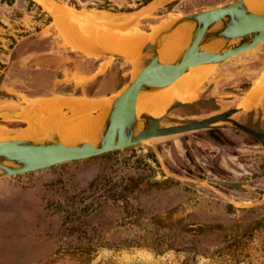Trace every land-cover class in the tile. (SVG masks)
<instances>
[{"label":"rangeland","instance_id":"obj_1","mask_svg":"<svg viewBox=\"0 0 264 264\" xmlns=\"http://www.w3.org/2000/svg\"><path fill=\"white\" fill-rule=\"evenodd\" d=\"M50 1L69 6V16L110 24L116 34H137L235 0H152L139 8L107 0L108 9L94 3L103 0H77L78 8L71 0ZM54 22L36 0H0V107L107 96L128 82L129 61L90 55ZM263 72L264 42L218 65L191 102L160 125L248 101L232 118L249 112V123L264 133V91L257 89ZM105 81L109 93L96 91ZM0 264H264V146L223 123L2 177Z\"/></svg>","mask_w":264,"mask_h":264},{"label":"water","instance_id":"obj_2","mask_svg":"<svg viewBox=\"0 0 264 264\" xmlns=\"http://www.w3.org/2000/svg\"><path fill=\"white\" fill-rule=\"evenodd\" d=\"M147 11L150 12V9L143 10L142 16L147 14ZM179 28L186 29L188 33L187 45L176 59L163 63L159 59V49ZM145 34L147 36L138 51L136 64L135 66L131 64L130 77L124 85L125 88L118 95L121 88L112 95L90 98L103 100L107 104L103 111L96 106L87 108V112L92 116L100 114L102 117L95 141L77 136L64 144L59 133L50 130H44L39 135L26 139H11L17 130L36 121L34 116H40L36 113L22 114L23 107L30 105V110L33 111L41 102L53 100L55 97L36 99L25 106L0 107V121L24 123L23 126L8 130L0 137V178L91 158L153 138L211 129L223 123L241 129L264 146V134L257 133L232 118L239 110L237 107L203 119L169 126L160 125L163 116L171 109L182 107L186 103L173 101L175 104L170 105L161 117H154L148 112L137 115L136 112V102L139 98L150 96L167 87L190 66L215 64L216 68L230 57L249 51L264 42V10L251 11L244 0H235L176 16L159 25L154 33L151 30ZM211 42H218L219 48L215 51H205L203 47ZM90 55L123 58L97 44ZM135 68H138L136 75L133 72ZM64 116L69 118L72 112Z\"/></svg>","mask_w":264,"mask_h":264},{"label":"bare ground","instance_id":"obj_3","mask_svg":"<svg viewBox=\"0 0 264 264\" xmlns=\"http://www.w3.org/2000/svg\"><path fill=\"white\" fill-rule=\"evenodd\" d=\"M36 1L44 5L52 17L54 15L57 22L54 23L59 29L60 27L62 28L60 30L64 31L67 37L71 36L69 38L70 42L78 39L80 41V43H77L78 46L87 51V53H92L94 45L97 44L104 49L121 55L126 61L135 66L138 51L147 36L145 33L116 34L115 29L110 24L97 23L91 17L83 18L67 15L68 12L72 11L69 6H61L50 0ZM244 3L251 11L264 10V0H244ZM75 11L77 12V10ZM157 29L158 27L152 30V33L157 31ZM187 36L186 29L179 28L175 30L159 49L160 61L169 63L176 59L187 45ZM72 38L73 40H71ZM217 48H219L218 42H211L203 47L205 51H215ZM214 69L215 64L190 66L185 73L167 87L150 96L139 98L136 102L137 115L148 112L154 117H161L173 101L191 102L188 100L189 96L192 95V91ZM133 72L136 75L138 68H135ZM124 88L123 86L117 95ZM257 89L259 92L264 91V72L257 84ZM248 103V101L246 103L243 102L237 105V108L244 109L248 106ZM90 106H96L103 111L107 104L103 100L90 98L60 97L41 102L33 111L30 110V105L25 106L22 109V114L32 115L36 113L40 114V116H34L36 121H32L27 127L17 130L11 139H26L36 134L39 135L44 130H50L58 132L61 142L64 144L77 136L89 139V141H95L102 117L100 114L95 117L87 112V108ZM65 107L72 112V116L69 118H66L61 112ZM12 129L10 128L9 130ZM7 132L8 129L0 125V137Z\"/></svg>","mask_w":264,"mask_h":264},{"label":"flooded vegetation","instance_id":"obj_4","mask_svg":"<svg viewBox=\"0 0 264 264\" xmlns=\"http://www.w3.org/2000/svg\"><path fill=\"white\" fill-rule=\"evenodd\" d=\"M71 1H74V0H71ZM240 55V54H239ZM239 55H235V57L236 56H239ZM233 58V57H232ZM11 61H13V59L11 60ZM15 77H17V76H15ZM3 78L4 77H2L1 78V82L3 81ZM18 78V77H17ZM111 86L110 85H107V82L105 81V82H103V83H99L97 86H96V88H95V90L96 91H100L101 93H105V91L106 92H108V91H110V89L112 88H110ZM109 89V90H108ZM109 93V92H108ZM199 98V97H198ZM174 105V104H173ZM247 105H249V103L247 104ZM186 105H183L182 107H185ZM182 107H179V108H173V109H171L170 111H175V110H180ZM169 111V112H170ZM226 111H228V110H226ZM223 112H225V111H223ZM222 113V112H221ZM192 114H195V113H192ZM249 112H247L246 114H245V117H244V119L243 120H241V121H238L237 120V122H239L241 125H243V126H245V127H247V128H249V129H251V130H253V131H255V132H257V133H260V134H264L263 132H261V130H259L256 126H253L251 123H249V121L247 120V118L249 117ZM192 121V120H191ZM188 122H190V121H188ZM187 123V122H186ZM251 136V135H250ZM253 137V136H252ZM135 146V145H134ZM130 147H132V146H130ZM126 148H129V147H126ZM126 148H123V149H126ZM118 150H121V149H118ZM116 151V150H115ZM55 166V165H54Z\"/></svg>","mask_w":264,"mask_h":264},{"label":"trees","instance_id":"obj_5","mask_svg":"<svg viewBox=\"0 0 264 264\" xmlns=\"http://www.w3.org/2000/svg\"><path fill=\"white\" fill-rule=\"evenodd\" d=\"M130 2L134 3L136 5V8L142 7L146 4H148L149 2H151L152 0H129ZM104 3H98V1H95L94 3L96 4V6H98L100 9H108V1L107 0H103ZM71 4L75 5L77 8L79 6V2L77 0L74 1H70Z\"/></svg>","mask_w":264,"mask_h":264}]
</instances>
